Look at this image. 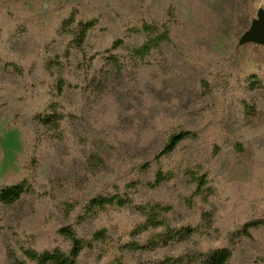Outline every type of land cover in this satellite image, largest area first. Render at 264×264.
Returning a JSON list of instances; mask_svg holds the SVG:
<instances>
[{
  "label": "rangeland",
  "instance_id": "obj_1",
  "mask_svg": "<svg viewBox=\"0 0 264 264\" xmlns=\"http://www.w3.org/2000/svg\"><path fill=\"white\" fill-rule=\"evenodd\" d=\"M74 7L100 23L90 35L92 67L80 68L73 57L69 81L78 87L61 99L72 116L57 134L32 117L49 99L46 49L64 53L57 27ZM260 10L264 0H0V186L28 179L33 188L20 203L0 205V264H8L9 246L21 243L67 249L57 229L74 223L79 208L67 216L66 203L113 192L115 185L123 192L134 178L145 184L135 201L169 203L178 225L213 212L215 230L200 245L225 242L252 218L264 206V44L244 37ZM143 20L171 22L173 42L143 61L127 48L113 49L122 65L116 69L102 54L120 39L141 44L144 34L128 29ZM179 130L194 139L143 171L142 162ZM184 167L209 173L204 194L194 195ZM159 169L179 173L152 188L147 182ZM139 221L132 207L112 206L80 231L106 228L125 241ZM252 235L235 245V264H264V230ZM190 242L135 259L179 253ZM95 257L85 252L80 264H95Z\"/></svg>",
  "mask_w": 264,
  "mask_h": 264
},
{
  "label": "trees",
  "instance_id": "obj_2",
  "mask_svg": "<svg viewBox=\"0 0 264 264\" xmlns=\"http://www.w3.org/2000/svg\"><path fill=\"white\" fill-rule=\"evenodd\" d=\"M175 19L173 11L170 12ZM99 17H84L79 7H74L70 13L61 20L57 33L65 40V50L61 54H53L47 47L45 69L51 76L47 81L46 91L49 96L44 107L32 119L37 124L60 134L62 123L72 116L66 111L61 99L67 89L78 87L77 83L69 81L72 74L73 57L77 66L89 70L95 55H90L93 46L90 42L91 33L98 27ZM171 22L158 23L143 20L138 27H131L129 32L143 33L141 44L135 46L125 45L122 39L116 41L102 56L119 69L122 65L118 57L112 52L116 48H127L135 60L143 61L155 49L163 44L172 43ZM22 74L23 68L18 69ZM99 83H97L98 85ZM202 88L208 90L206 81H202ZM195 135L190 130L172 132L162 149L154 156L142 162L143 171H148L154 160L159 161L163 156H168L183 142L194 139ZM193 185L194 195L204 194L209 184V173L190 167L181 168ZM179 173L177 170L164 171L159 169L154 173L153 179L147 184L157 188L162 183L171 181ZM145 186L141 179H132L125 183L123 192L115 185V191L97 194L89 199L67 202L65 213L71 216L78 208L75 222L63 225L57 233L63 237L69 246L67 249L54 247L40 250L31 242L21 243L19 247L9 246L7 250L8 264H80V258L85 252L95 251V264H235L234 247L243 239H252V233L264 230V206L236 228L229 231L225 242L214 245L212 242L206 246L200 245L204 238H209L214 232L213 212L205 210L198 222L176 224L171 216L173 207L162 201H144L137 203L136 196ZM33 188L28 179H8L0 186V205L11 207L20 203L24 196L32 193ZM132 207L139 214L141 221L130 232L128 240H116L106 228L91 232L80 231V227L87 221L96 218L102 211L109 207ZM191 240L189 245L179 253H167L154 259L136 260L139 252H156L172 244H179ZM18 251L20 254H18ZM259 262V260L257 261Z\"/></svg>",
  "mask_w": 264,
  "mask_h": 264
},
{
  "label": "water",
  "instance_id": "obj_3",
  "mask_svg": "<svg viewBox=\"0 0 264 264\" xmlns=\"http://www.w3.org/2000/svg\"><path fill=\"white\" fill-rule=\"evenodd\" d=\"M245 41L264 44V10H260L258 18L253 21V25L244 37Z\"/></svg>",
  "mask_w": 264,
  "mask_h": 264
}]
</instances>
